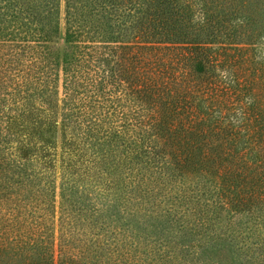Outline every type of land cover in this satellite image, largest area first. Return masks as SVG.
Instances as JSON below:
<instances>
[{
    "label": "trees",
    "instance_id": "16d2710c",
    "mask_svg": "<svg viewBox=\"0 0 264 264\" xmlns=\"http://www.w3.org/2000/svg\"><path fill=\"white\" fill-rule=\"evenodd\" d=\"M0 264H264V0H0Z\"/></svg>",
    "mask_w": 264,
    "mask_h": 264
},
{
    "label": "rangeland",
    "instance_id": "374dc122",
    "mask_svg": "<svg viewBox=\"0 0 264 264\" xmlns=\"http://www.w3.org/2000/svg\"><path fill=\"white\" fill-rule=\"evenodd\" d=\"M62 7H63V4H62ZM59 175H60V171H59ZM55 234H58L57 232H55Z\"/></svg>",
    "mask_w": 264,
    "mask_h": 264
}]
</instances>
